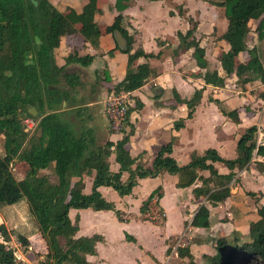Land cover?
I'll list each match as a JSON object with an SVG mask.
<instances>
[{"label": "trees", "instance_id": "trees-1", "mask_svg": "<svg viewBox=\"0 0 264 264\" xmlns=\"http://www.w3.org/2000/svg\"><path fill=\"white\" fill-rule=\"evenodd\" d=\"M129 0H113L116 13L104 26V31L112 34L115 44L108 53L118 49L126 53L127 61L138 56H157L146 52L140 46L132 49L134 36L123 23L122 10ZM211 4L221 6L226 19L224 30L217 35L228 44V48L218 55L222 72L207 68L204 48L193 35L196 22L192 21L183 33L177 32L178 44L191 48V56L199 70L197 73L205 83L222 85L229 75L235 76V82L242 85L257 79L264 81V62L259 59L254 46L248 47L246 35L251 29L250 21L257 19L253 27L257 36L264 35V0H208ZM100 11L96 0H85L79 11L66 6L63 10L56 8L50 0H0V135L4 153L0 155V205L12 204L21 198L26 201L27 209L43 235L47 250L43 260L38 264H94L86 258L93 253L96 241L101 235L75 236L77 224L71 222L68 209L91 207L92 209H111L118 216L119 209L112 201L105 199L98 190L99 185H109L118 195L126 194L135 184L137 177L155 175L159 170L175 174V186L192 185L195 198L205 197L211 204L223 201L230 195L229 181L234 168L241 169L252 163L258 171L264 170V161L252 159L255 155L264 156V143L255 142V125L245 128L236 140V154L233 157L221 156L215 148L207 147L202 152L189 151V159L178 164L170 154L172 140L160 144L153 152L150 167L135 163L127 147L128 134L123 133L115 141L105 140L102 144L94 143L89 130L74 131L63 118L59 107L61 98L67 90L48 85L55 80L57 71L69 62L86 65L93 55L80 53L84 41L95 45L100 29L94 15ZM190 20V18H188ZM123 44H119L116 34ZM81 37L80 45H73L64 57V62L57 66L52 59V51L58 46L60 37L66 35ZM115 35V36H114ZM240 51L247 52L244 61L238 59ZM153 72L147 62L136 63L127 67L123 76L112 84L114 92L132 90L139 87L145 78ZM71 86L77 83L76 75L69 76ZM201 95V87L194 88L188 98H181L175 90L173 96L187 107L186 117H190L194 105ZM216 103L218 110L234 122L239 121L236 107L227 108L217 99L209 97ZM135 98L134 105L127 106L125 117L135 107L140 106ZM34 106L38 114L31 115L27 107ZM43 110V111H42ZM20 112L36 119L35 136L27 138V132ZM23 124V125H22ZM182 125V118L175 120L173 127ZM27 138V146H22ZM113 152L117 170L109 169L107 157ZM13 159H21L26 169L21 177H16L10 168ZM52 162V165L50 164ZM221 162L226 171L219 172L214 165ZM51 165L56 175L52 182L39 169ZM201 170H206L203 174ZM81 171L91 175L88 192L82 191L83 183L79 177L72 184L70 177L80 176ZM127 171L125 180L121 172ZM198 182V183H196ZM248 193H252L248 191ZM161 192L155 186L141 200L139 211H144L151 198L158 206ZM159 207V206H158ZM160 209V207L158 208ZM257 218L251 220L244 232L232 229L226 234L218 235L211 245V250L201 253L196 258L191 251V244L200 241L199 233H188L187 239L175 246V255L182 264H264V206L255 210ZM194 228L208 227L214 217L209 216V209L204 202L197 204L189 221ZM0 234L8 239V230L0 222ZM126 239L129 238L125 234ZM20 243L26 245L27 239L17 234ZM60 238L63 240L60 241ZM170 247L168 246L167 251ZM0 264H13L12 250L0 241ZM156 264V263H154Z\"/></svg>", "mask_w": 264, "mask_h": 264}, {"label": "crops", "instance_id": "crops-1", "mask_svg": "<svg viewBox=\"0 0 264 264\" xmlns=\"http://www.w3.org/2000/svg\"><path fill=\"white\" fill-rule=\"evenodd\" d=\"M63 1H65V7H72L76 11H79L85 0ZM112 3L113 0H96V5L100 9V11L94 15L100 29L98 41L95 45L90 44L88 41H84L82 50L79 49L80 53H89L93 55L90 62L86 65L69 62L59 70V75L62 77L63 82L66 83L70 82L68 78L73 74L77 77V83H100L101 87L98 93L95 94L91 92V84L87 85V87L90 86V88L86 91L88 96L84 106H87V113H85L86 117H90L92 115L93 105L99 101L97 96L99 95L102 99L108 95L112 91L110 89L112 84L123 76L127 67L140 62H147L152 68L153 72L145 78L143 83L139 87L130 90L128 94L127 106L134 105L135 98L138 99L141 104L139 107L132 109L127 118L125 117L121 131L112 132L106 129L107 131L103 132L104 141H115L123 133L128 134V151L129 154L135 158L132 167L135 165L136 161L140 159L141 161L147 162L149 157V160H151L154 150L169 139L172 140L170 154L178 164H183L188 161V153L192 149L202 152L207 147L215 148L216 151L225 158L233 157L236 154V140L249 125H255L256 127V144L264 143V81L253 79L240 86L236 84L235 76L232 74L225 78L222 85L205 83L199 73H197L199 70L202 72L203 68L199 69L195 64L194 58L191 56V48H184L183 45L178 44L177 32L183 33L188 27L185 17L189 18L190 14L194 17V21L196 22L193 35L204 48L207 68L216 69L221 73L222 69L218 55L228 48L227 42L217 37L226 26V19L223 15V8L221 6L211 4L208 0H206L205 6L199 3L198 0H129L126 7L122 10V14L123 23L127 31L134 36L132 49L140 46L146 52H160L157 56H138L128 62L126 53L118 49H114L108 53V50L114 47L115 44L112 34L104 31V26L111 21L116 13ZM216 8L222 12L221 18L216 12ZM216 22H221V25L215 31L213 38L210 37L212 36L210 35V31L216 29ZM250 23L252 27L246 35L247 46H254L256 52L258 48L264 50V35L258 37L256 30L253 28L257 23V19L251 20ZM73 37L79 38L77 35ZM79 39H81V37ZM73 45V42L70 41L69 45L64 46V50L59 49V44L53 49L52 59L57 66L64 62L65 55L68 51L72 50ZM247 56L246 51H240L238 53V59L241 61H244ZM77 83L73 86L68 83L66 85L70 88L74 87ZM106 86L108 87L105 90ZM196 87H201V95L198 102L194 105L191 116L186 117L187 107L183 102L177 101L174 98L173 90H175L181 98H188ZM255 91L257 94H254ZM65 97L66 95L61 98L62 107ZM209 97L217 98L222 105L227 108L236 107L239 121L234 122L231 118L223 115L218 110L216 103L210 100ZM179 118H182V125L174 128L173 122ZM33 120L36 124V119ZM85 125H87L85 128L89 130V135L92 137V132L95 131H91V122ZM34 128L35 125L32 129ZM113 156V152H110L107 159L109 161V169L115 171L117 170L118 163L114 161ZM252 159L264 161V156L255 155L253 151ZM214 165L219 172L226 171V167L221 162H215ZM245 170H251L255 173L256 177L264 174V170L258 171L252 163H249L247 167L239 169V174L243 173ZM82 172L85 173V171H81L80 176H71L70 183L72 184L80 177L83 183L82 191L88 192L91 185V175L86 173L82 175ZM201 172L203 174L207 173L206 170H201ZM124 173L125 171L121 172L120 178L124 177ZM238 176L239 175L234 172L229 181L230 195L223 201H217L211 204L207 202L203 196H199L200 199L194 197L197 199V203L193 205L192 210L187 213L185 219L187 221L190 220L197 204L201 202L207 205L209 216L211 218L214 217V221L203 229L194 228L187 224V237L189 236L188 233L192 231L190 234L199 233V237L201 238L199 242L190 245L191 251L195 257V254H197L194 252L196 246H199L200 249L197 252L203 253L210 251V240L215 239L218 235L226 234L232 229L244 232L248 223L257 218L255 212L256 207H254L252 209L254 216L247 220L246 227L239 228L236 225L237 217L242 216L243 212L245 213L247 210H241L240 207L241 205H245L241 204V202L246 200L248 196L241 186V177L243 176L240 178ZM56 179L57 178L52 182H55ZM175 179V174L167 173L165 170L163 172L160 171L156 175L137 177L130 191L120 195L118 198L121 205L116 206L113 203L114 207L126 211L125 208L132 205L135 200L137 207H139L141 200L145 198L155 186L159 185L161 195L158 198V206L165 215L163 231L165 236L172 235V233L180 229V223L183 219L178 209L180 204L179 193L186 191L189 197L193 186L192 184L185 187H177L174 183ZM138 186L142 189L140 194L136 193V188ZM108 187L111 186L99 185L97 187L104 198H108L106 194H110ZM168 189L169 191L167 193ZM169 192L171 197L169 196ZM168 207H170L171 210H175L178 214V224L172 229L167 225L166 220V208ZM137 212L134 214H137ZM224 214L226 216H224ZM68 215L71 222L77 224L75 236L91 235L93 233L101 235V239L95 243L94 252L87 253L86 258L94 264L111 263L108 262L104 256L99 254L98 246L101 243H110L108 238V228L110 225L118 224L119 228L125 229V225L132 216L130 215L126 220H119L111 209L95 210L91 207H70L68 209ZM86 215H88V217ZM134 219H136V217H134ZM123 222L125 225L121 224ZM126 231L128 230L126 229ZM120 234H122V232L119 230V235ZM169 250V256L166 258L167 260L164 261V264H171V260L174 264H178V262L182 264L181 258L175 255V250ZM145 262L146 264H160L159 257L153 255L150 256L149 260H145Z\"/></svg>", "mask_w": 264, "mask_h": 264}, {"label": "rangeland", "instance_id": "rangeland-1", "mask_svg": "<svg viewBox=\"0 0 264 264\" xmlns=\"http://www.w3.org/2000/svg\"><path fill=\"white\" fill-rule=\"evenodd\" d=\"M53 5L60 9H64L65 1L60 0H50ZM203 6H205L206 0H198ZM209 4V3H208ZM218 15L222 16V12L219 9H215ZM196 15V14H195ZM186 18V25L190 26L192 21H194V17L189 14L190 20ZM221 22H216V29L210 31V37L214 38L215 31L220 27ZM210 28V27H209ZM75 36V35H73ZM72 35H66L60 37L59 49L64 50V46L69 45V42H73L74 45H80L81 39L80 36L73 37ZM207 36V35H206ZM205 36V38H206ZM264 42V41H263ZM262 44V43H260ZM132 47V44H131ZM82 50V48H79ZM257 54L259 59L264 62V50L262 48L257 49ZM60 71L57 72L55 80L51 81L49 87H55L59 89L68 90L66 97L64 98V105L60 102L59 107L63 109V118L69 123L70 127L74 131H81L86 129L88 122H91L92 128L91 131L94 130L93 133V141L96 144H102L104 142L103 132L108 130H112L109 126V121L107 120L106 114L104 112V101L106 96L101 99L99 95V101L93 105V111L91 112L90 117H86L87 106L85 104L87 99L86 91L91 86L92 93H98L101 85L99 82H78L74 87H67V83L63 82L62 77L59 75ZM88 84H91L87 87ZM108 86L105 87V90ZM254 94H257L255 91ZM257 97V96H255ZM101 99V100H100ZM35 108V107H34ZM36 109V108H35ZM43 111V110H42ZM96 111V112H94ZM38 114L36 110L35 116ZM33 116V117H35ZM24 117H29L23 112H20L21 122ZM31 117V118H33ZM37 119V118H35ZM105 123V125H104ZM174 123V122H173ZM23 125V124H22ZM123 126V125H122ZM27 138L31 136H35L37 133L36 129H28L26 128ZM99 134V135H98ZM263 136V135H262ZM256 137V134H254ZM27 138L23 141L22 146H27L29 141ZM4 153L3 145H2V134L0 135V155ZM142 158V157H141ZM108 160V159H107ZM109 163V161H108ZM136 163L142 164L145 167H150L151 160L149 157L146 161L138 160ZM52 165V162L50 163ZM51 165L39 169V173H45L47 178L50 181L55 180L56 175L52 171ZM10 168L13 171L16 177H21L23 172L26 169V163L21 159H13L10 163ZM236 174H238L239 178L241 176V186L244 188V191L247 193L246 200H243L241 204V210L247 209L245 213L243 212L242 216L237 217L236 225L239 228H244L247 225V220L254 216L252 209L254 207L263 205L264 206V174L262 176L255 175L251 170H245L243 173L239 174V169H233ZM163 172L164 170H159V172ZM167 172V171H165ZM156 173V174H157ZM170 173V172H167ZM155 174V175H156ZM82 175H85L82 172ZM124 177H121L122 180H125L127 177V171H125ZM109 188V193L106 194L109 200H112L116 206L121 205L118 198L120 195L117 194L116 190L111 187ZM142 191L141 187L136 188V193L140 194ZM169 189L167 190L168 193ZM251 191L252 193H248ZM170 196V192H169ZM171 197V196H170ZM179 212L183 217L182 222L180 223V229L177 232L172 233V235L165 236L163 227L165 221V215L162 209H158L159 207L153 202L150 206H146L144 211H139L137 207L136 200L133 201L132 205L125 210H119L118 216H116L119 220H126L131 215L132 218L125 225L124 222L121 223L126 226L125 229L119 228L118 224L110 225L108 228V238L110 243H101L99 244V254L104 256L108 262L111 263H103V264H146L145 260H149L150 256L159 257L160 264H164V261L169 256V251H167L168 246L170 249L174 251L175 245L182 243L187 238V224H185V217L187 213H189L193 205L197 203V199L194 198L192 192H190L189 197L186 191H182L179 193ZM199 198V197H198ZM169 199V198H168ZM200 199V198H199ZM132 201V199H131ZM138 202V199H137ZM127 204V203H126ZM128 205V204H127ZM138 210V212H137ZM137 214H134L136 213ZM175 210H171L170 207L166 208V220L167 225L170 229L174 228L176 224H178V216ZM88 217V215H86ZM224 216H226L224 214ZM136 217V219H134ZM0 222H2L5 228L8 230V239L4 240L2 235L0 234V241L3 242L6 246H8L13 253L14 262L18 261L25 262V260L29 261L30 264H38L40 260H43L44 254L47 250L46 241L39 231L33 217L30 215L27 209L26 201L24 198L19 199L18 201L12 204H3L0 205ZM126 229L128 231H126ZM119 230L122 234L119 235ZM128 234L130 236L126 239L124 234ZM17 234H22L27 239V244L24 245L20 243V240L17 238ZM120 236V237H119ZM215 238V237H214ZM63 239L60 238V241ZM215 242V239L210 240V245ZM199 246H196L194 252L197 253L196 258L200 257L201 253L199 251ZM174 253V252H173ZM171 264L174 262L171 260ZM178 264H181L178 262Z\"/></svg>", "mask_w": 264, "mask_h": 264}, {"label": "built area", "instance_id": "built-area-1", "mask_svg": "<svg viewBox=\"0 0 264 264\" xmlns=\"http://www.w3.org/2000/svg\"><path fill=\"white\" fill-rule=\"evenodd\" d=\"M130 90H121L119 92L111 91L104 101V112L106 114L107 120L109 121V126L112 128V132H119L122 129L123 122L125 120V111L127 108L128 94ZM26 128H32L35 125V121L31 117H26L23 119ZM154 198H151L148 202L150 206L154 202ZM13 264H30L29 261L25 262H14Z\"/></svg>", "mask_w": 264, "mask_h": 264}, {"label": "water", "instance_id": "water-1", "mask_svg": "<svg viewBox=\"0 0 264 264\" xmlns=\"http://www.w3.org/2000/svg\"><path fill=\"white\" fill-rule=\"evenodd\" d=\"M32 2L33 5H36V0H30ZM116 38L118 39L119 44H123V41L120 37V35L117 33L116 34ZM27 111L29 112V114L31 115H35L36 114V109L34 108V106H29L27 107Z\"/></svg>", "mask_w": 264, "mask_h": 264}]
</instances>
